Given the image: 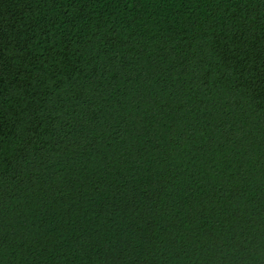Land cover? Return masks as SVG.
<instances>
[{"label":"trees","instance_id":"1","mask_svg":"<svg viewBox=\"0 0 264 264\" xmlns=\"http://www.w3.org/2000/svg\"><path fill=\"white\" fill-rule=\"evenodd\" d=\"M0 264H264V0H0Z\"/></svg>","mask_w":264,"mask_h":264}]
</instances>
